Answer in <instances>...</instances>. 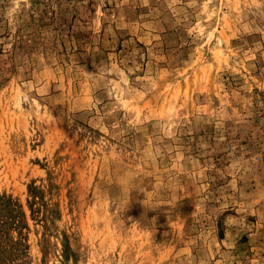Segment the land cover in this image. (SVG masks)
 <instances>
[{
	"label": "rangeland",
	"instance_id": "374dc122",
	"mask_svg": "<svg viewBox=\"0 0 264 264\" xmlns=\"http://www.w3.org/2000/svg\"><path fill=\"white\" fill-rule=\"evenodd\" d=\"M0 264H264V0H0Z\"/></svg>",
	"mask_w": 264,
	"mask_h": 264
},
{
	"label": "clouds",
	"instance_id": "9594fccd",
	"mask_svg": "<svg viewBox=\"0 0 264 264\" xmlns=\"http://www.w3.org/2000/svg\"><path fill=\"white\" fill-rule=\"evenodd\" d=\"M99 71H100V69H98L97 73H89V75L93 76L95 79H99V76H98ZM130 202H131V199L128 200V202H127V204H126V206L124 208V211H126L128 209V207L130 205ZM142 204H143V206L145 208V213H144L145 216H146L148 210H155V208H153L152 206L144 203V201H142ZM196 211H197V209H196V206H195V211L192 213V215H194L196 213ZM134 222L140 224V222L137 221V220H134ZM152 223L153 224L155 223V217L152 218ZM145 229L149 230V228H147V227H145ZM153 230H154V228L152 229V231Z\"/></svg>",
	"mask_w": 264,
	"mask_h": 264
}]
</instances>
